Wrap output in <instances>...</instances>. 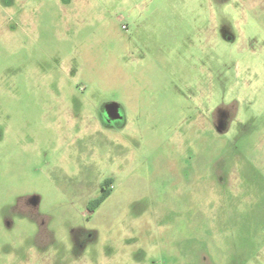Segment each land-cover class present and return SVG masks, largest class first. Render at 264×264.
I'll return each instance as SVG.
<instances>
[{
    "label": "rangeland",
    "instance_id": "rangeland-1",
    "mask_svg": "<svg viewBox=\"0 0 264 264\" xmlns=\"http://www.w3.org/2000/svg\"><path fill=\"white\" fill-rule=\"evenodd\" d=\"M0 264H264V0H0Z\"/></svg>",
    "mask_w": 264,
    "mask_h": 264
},
{
    "label": "flooded vegetation",
    "instance_id": "flooded-vegetation-1",
    "mask_svg": "<svg viewBox=\"0 0 264 264\" xmlns=\"http://www.w3.org/2000/svg\"><path fill=\"white\" fill-rule=\"evenodd\" d=\"M24 198H26V197H20L18 200H19V203H18V206H17V208H16V211L18 212H22V213H28L29 215H34V212H35V209H33V210H31V211H29L26 207H25V205L23 204L25 201H26V199H24ZM31 207H33L32 205H30ZM31 207L29 208V209H31ZM18 209V210H17ZM26 210V211H25ZM36 216V215H35ZM37 218L39 217V216H36ZM47 232H46V230L45 229H43L42 227H40V230H39V235H37V241H38V243L39 244H42V243H40V241L39 240H42V239H46L47 238Z\"/></svg>",
    "mask_w": 264,
    "mask_h": 264
}]
</instances>
